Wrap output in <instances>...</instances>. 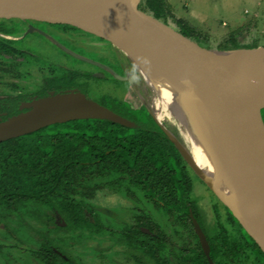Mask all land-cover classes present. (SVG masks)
<instances>
[{
  "label": "trees",
  "instance_id": "1",
  "mask_svg": "<svg viewBox=\"0 0 264 264\" xmlns=\"http://www.w3.org/2000/svg\"><path fill=\"white\" fill-rule=\"evenodd\" d=\"M140 1L139 8L155 19L174 16L168 0ZM174 19L184 36H199L198 30L186 20ZM229 39L231 46L220 45L218 49L239 48L233 36ZM0 54L25 53L0 38ZM60 68V72L45 78L42 89L8 97V101L0 103V112H5L2 119L25 111L19 100L32 96L40 98L73 89L86 94V83L79 76L92 78L91 72ZM263 87L259 83L244 94ZM95 100L134 125L104 118L74 119L0 142V216L17 218V228L10 231L11 235L15 233L18 242L15 246L25 244L24 250L38 264H82L56 243L57 240L72 243V235L53 237L47 232L79 231L77 236H108L152 260L148 263L135 257L138 264H209L194 232L191 210L205 233L215 264H246L249 257L250 264H264V251L227 207L236 234L232 235L222 223H218L213 236L206 232L189 195L192 186L189 167L145 103L134 106L127 99L107 92ZM104 187L136 201L141 194L154 208L174 218L181 240L177 241L139 204L133 208L132 221L109 216L105 208L91 200L95 191ZM26 217L40 221L46 231L32 227ZM5 248L6 245L0 244V251L10 255Z\"/></svg>",
  "mask_w": 264,
  "mask_h": 264
},
{
  "label": "rangeland",
  "instance_id": "2",
  "mask_svg": "<svg viewBox=\"0 0 264 264\" xmlns=\"http://www.w3.org/2000/svg\"><path fill=\"white\" fill-rule=\"evenodd\" d=\"M140 2L139 0V4ZM168 2L174 16L167 15L159 21L183 43L200 53L206 54L218 49L220 45L231 46L232 42L229 39L231 36L239 48L264 46V0H168ZM4 9H0V38L13 46L33 52L31 59L19 62V65L0 66V95L28 91L33 86L40 87L44 78L60 72L62 69L60 67H68L95 74L92 78L79 76V80L86 83V95L91 98L100 99L102 93L107 92L127 99L134 106L146 104L139 83L124 84L114 80L116 74L130 76L135 71L124 51L105 34L91 31L41 10L30 12L24 10L26 12L24 13L19 10L13 12L9 6ZM174 18L186 20L198 30L199 36H184ZM29 25L35 27L29 28ZM244 93V96L250 97H245L236 109L243 124L249 128L245 122V112L264 102V87L247 95ZM31 101L23 102L21 108L29 109ZM255 109L252 120L264 148V106ZM253 110L249 112V118ZM168 127L175 138L184 145L185 137L179 125L176 122H169ZM184 161L189 167L192 181L189 195L198 208L206 232L213 236L218 230V223H222L232 235L236 234V225L229 221L225 210L227 206L218 199L185 159ZM138 197L139 201H136L104 187L97 189L91 200L105 208L109 216L127 222L132 221L133 208L139 204L148 209L163 228L180 241V232L176 233L179 227L174 218L154 208L141 194H138ZM26 221L32 227L46 231L40 221L29 217H26ZM16 226L15 216L5 218L0 216V244L6 245L4 250L10 254L7 256L0 251V264H38L24 250L25 244L14 245L18 242L14 238L15 233L11 235L10 231L17 228ZM47 232L53 237L72 235L74 239L72 243L65 240H57L56 243L71 256L77 257L82 264H138L135 257L152 263L146 255L119 244L108 236L89 238L77 236L79 231L70 233L47 230ZM251 260L249 257L246 264H250Z\"/></svg>",
  "mask_w": 264,
  "mask_h": 264
},
{
  "label": "water",
  "instance_id": "3",
  "mask_svg": "<svg viewBox=\"0 0 264 264\" xmlns=\"http://www.w3.org/2000/svg\"><path fill=\"white\" fill-rule=\"evenodd\" d=\"M138 5L139 0H0L1 10L9 6L13 12L45 11L105 34L118 46L128 43L148 53L151 70L179 97L192 119L211 161L216 187L198 173L180 141L154 116L155 119L191 168L264 251V148L252 120L256 109L250 113V122L259 145L253 143L251 132L235 106L236 97L249 88V77L236 76L209 59L207 53L187 46ZM233 49L239 48L222 50ZM241 50H264V46ZM116 78L139 83L135 73L116 74ZM86 118L134 125L106 105L73 89L34 98L29 109L1 120L0 142L50 124ZM189 217L208 263L215 264L205 233L191 210ZM143 230L147 232L146 228Z\"/></svg>",
  "mask_w": 264,
  "mask_h": 264
},
{
  "label": "bare ground",
  "instance_id": "4",
  "mask_svg": "<svg viewBox=\"0 0 264 264\" xmlns=\"http://www.w3.org/2000/svg\"><path fill=\"white\" fill-rule=\"evenodd\" d=\"M119 47L132 64L142 89V96H144L143 98L152 114L167 129L169 122H176L179 125L185 137L183 149L186 156L197 168L198 173L216 187L217 183L207 151L179 97L151 70V58L148 53L128 43H121ZM206 55L212 61L230 70L234 75L248 76L249 88L259 83L264 84V50L249 51L241 50V48L217 52L211 50ZM243 93L236 97V108L242 104L245 97H250V95L244 96ZM262 105L264 106V102L247 110L244 116L245 122L249 125L251 139L257 145H259V141L251 125L249 112Z\"/></svg>",
  "mask_w": 264,
  "mask_h": 264
},
{
  "label": "flooded vegetation",
  "instance_id": "5",
  "mask_svg": "<svg viewBox=\"0 0 264 264\" xmlns=\"http://www.w3.org/2000/svg\"><path fill=\"white\" fill-rule=\"evenodd\" d=\"M30 27L31 28H34L35 26L29 25V28ZM13 47H16V46H13ZM16 48L22 50L25 54L24 55H2V54H0V66H7V64H10V65H13V66L14 65H19V62H23L24 60H26L25 57H27V56L30 57L32 55L31 53L33 51L31 52L30 50H27V49L18 48V47H16ZM96 74H97V72H96ZM91 75L93 76L95 74H93V72H91ZM44 80H45V78H44ZM44 80H43V82H44ZM121 81H125V82H127V84H134V83H129L126 80H121ZM40 89H42L41 86L40 87H38V86L37 87H34L33 86V88L30 89V90H28V91L17 92V93H8V94L0 95V103H5L6 101H8V97H13V96L16 97L17 95H20V94H23V93H27V92L36 91V90H40ZM46 91H51V90L50 89L49 90L46 89ZM34 98H36V97L32 96L28 100L27 99L26 100H24V99L23 100H19V106L21 107V105H22L23 102L31 101ZM4 113L5 112H0V120H3L2 119V116L4 115Z\"/></svg>",
  "mask_w": 264,
  "mask_h": 264
}]
</instances>
